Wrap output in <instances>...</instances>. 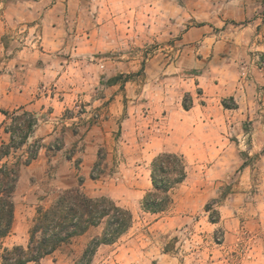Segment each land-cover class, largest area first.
I'll list each match as a JSON object with an SVG mask.
<instances>
[{"label": "crops", "instance_id": "0c3cea01", "mask_svg": "<svg viewBox=\"0 0 264 264\" xmlns=\"http://www.w3.org/2000/svg\"><path fill=\"white\" fill-rule=\"evenodd\" d=\"M182 1L152 0L150 14L138 11L146 22L142 20L138 24L137 43L145 47L154 41L165 45V41L173 40L175 50L171 57H167L168 51L164 52V45L151 53L142 55L139 52L133 56L121 47L119 57H108L104 53L115 49L108 43L109 31L106 29L110 28L109 22L101 25L94 22L84 46L76 47L87 59L75 61L79 66L88 64L91 72L84 78L83 90L81 85L76 88L80 93H64L65 98L50 93L45 86L63 77L58 76L61 71L53 63L51 52H60L65 47L68 33L61 24L66 15L55 10L56 6L31 14L32 19L40 18L42 24L39 43L12 48L11 45L5 47L2 37L18 16L9 15L10 11L0 14V59L5 51L7 54L0 60L3 66L0 71V147L12 139L7 128L15 114L27 111L38 119L35 129L18 150L23 153L33 142L40 141L37 157L29 164L22 163L19 168L16 196L22 181L30 183L25 192H20V201L27 202L25 220L36 215L37 202H53L63 191L72 188L87 193L102 183V178L94 177L95 172L101 171L100 175L104 176L110 171L114 157L117 158L123 148H140L145 144L146 148L141 151L148 161L160 152H174L182 154L186 164L195 166L209 162H244L246 155L257 152L261 145L264 147V136L260 146L255 136V140L246 142L244 128L246 120L254 121L264 112V95L258 89L260 83L264 85V0ZM159 3L167 12H159ZM106 14L112 17L111 12L101 11L93 13V19L102 23ZM144 15L149 18L146 20ZM161 15L166 17L163 18L167 21L164 27L157 26ZM126 17H129L126 10L119 12L116 33L120 44L128 36L127 31L134 30L122 22ZM116 33H113L114 37ZM75 36L82 38L80 34ZM96 53L103 55L96 57ZM258 56L262 57L261 62L257 61ZM131 73L136 75L126 79ZM111 79L116 81L111 82ZM89 83L95 85L94 91L88 87ZM228 98L233 100L229 107L225 106L230 103ZM257 99L263 100V107L256 105ZM76 100L84 101L89 109L87 113L80 116L67 114L72 113ZM185 102L189 103L188 109L184 107ZM3 111L11 112V116ZM95 112L101 113V119L87 127L85 121ZM253 124L256 126V122ZM160 125L167 134L156 139L151 135L150 143L139 144V136L149 130L148 127L153 129ZM262 126L260 130L264 133V123ZM59 133L63 139L62 147L56 151L48 150L47 145ZM151 146L157 148L153 154L148 153ZM261 158L264 161V150ZM220 173L216 177L224 178L226 174L222 170ZM151 174L152 169L141 179L142 183L137 181V192L151 191ZM18 208L17 203L13 231L3 241L8 247L11 246L6 241L10 238L13 239L12 246L28 244L24 230L22 240L15 234L18 222L23 229L26 227L22 215L18 221ZM20 210H23L22 206ZM103 229L104 223L93 226L64 243L48 255L53 257L52 263L77 264L90 241L100 236ZM116 243L100 244L90 264H154L153 260L157 258L161 264L177 263L165 253L155 254L151 249L139 250L134 253L135 259L124 263L123 250H109ZM130 252L127 249L126 255ZM48 256L41 259L42 264H47L44 261Z\"/></svg>", "mask_w": 264, "mask_h": 264}, {"label": "rangeland", "instance_id": "374dc122", "mask_svg": "<svg viewBox=\"0 0 264 264\" xmlns=\"http://www.w3.org/2000/svg\"><path fill=\"white\" fill-rule=\"evenodd\" d=\"M38 1L40 0H0V14L10 11L9 15L14 16L17 14L16 16H18L14 22L8 25L2 41L5 47L11 45L12 48L13 46L31 45V42L38 44L39 35L42 33V24L40 18L32 19L33 15L31 14L40 13L43 9L51 10L54 6H56L55 10H60L58 12L64 13L66 17L61 25L66 28L68 33L65 35V47L60 52H51V55H54L52 57L53 63H56V67L61 71L58 76L63 77L61 80H54L45 86V90H49L50 93L57 94L59 97L65 98L66 95L64 93L77 92L76 88H81V85L82 90L85 87L83 85L85 83L84 78L91 72V67L89 68L88 64L85 63L80 66L75 63L77 59H87L84 56L85 54L81 51L78 52L76 47L82 46L87 41V32L93 29L94 22L98 25L109 22L111 30L109 27L106 29V32L109 31L108 37L101 34L102 37L109 38L108 43L115 48L104 53L108 57H119L121 47L125 48V52L129 53V55L133 56L134 54L151 53L159 46L164 45L163 42L154 41L150 45L142 47V45L137 43V27L139 26L138 24L144 21L138 11L141 12L143 10L145 11L144 13L150 14L149 4H152V0H44L43 3H35ZM168 1L172 0H164V2ZM175 1L177 3L183 2L182 0ZM159 5V12H167V9L161 3ZM125 10L129 17L122 19V22L130 29L133 27L134 30H128V36L126 39H122L120 44L119 35L116 32L120 21L119 12ZM101 11L111 12L112 17H108L106 14L101 19L102 23H98L97 19H93V13ZM163 16L161 15L159 25L157 22L158 27H164L165 23H167V21L163 20L166 17ZM144 18L147 20L149 17L144 15ZM113 33H116L115 37ZM77 34H80L82 38L77 39L75 36ZM165 43L162 46L165 49L164 52L168 51L167 57H171L172 52L175 50L173 40L165 41ZM4 54L3 59L7 57L6 51ZM55 55H58V57L55 58ZM101 55L103 54H95L96 57ZM91 60L98 62L96 58ZM257 61L261 62L262 57L258 56ZM60 62L63 66L60 65ZM2 67L1 63L0 71L3 69ZM134 75L136 74H127L126 79L132 78ZM116 79L118 80V77ZM114 81L116 80L111 79V82ZM88 85L94 91L95 85L93 83ZM258 89L261 91V95H264V85L262 83L259 84ZM77 93H80V91ZM228 99L230 103L226 104L232 105V98ZM258 100L256 105L263 107V100H259L261 104H259ZM186 104L189 105L187 102ZM260 109L263 110L262 108ZM88 110L84 101L78 100L71 111L72 113L67 112V114L80 116L87 113ZM22 114L19 113L17 116ZM8 116H11V114ZM101 117L100 112H95L87 118L85 125L90 127L93 123H97ZM254 122H256V126L253 124ZM19 123H23V121ZM263 123L264 112H262V115H257L254 121H245L246 142H252L257 137L256 143L259 146L263 144L264 133L260 130L263 128ZM11 124H13V119ZM148 129L139 136V144L150 143L151 135L154 136L152 138L156 139L167 134L163 125L156 126L153 129L150 126ZM17 140H19V136ZM55 142H59V146L53 149L50 146ZM39 143L40 141L33 142L23 153L18 152L22 145L15 148L10 156L0 160V165L6 161L15 162L19 160L22 163L28 158L30 150L35 149L36 145H39V148L41 147ZM62 145L63 139L59 133L47 145V148L50 151H56ZM141 146L140 148H136V146L123 148L122 153H119L120 155L117 154V158L114 157L113 167L110 171L108 170L107 173L103 174L104 176L100 175L101 171L97 170V173L95 172L94 177L102 178V183L91 188L87 193L85 192L93 197H111L120 205L130 209L133 214L132 226L109 249L111 252L123 250L125 256H123L122 262L124 263L135 259L134 253L139 252V250L151 249L154 250L155 254L165 253L170 260H175L176 264H264V161H261L264 147L262 145L258 147L257 152L252 155H246L248 159L245 157L244 162L219 164L209 162L195 166L186 164V179L170 191L171 203L168 208L157 213L145 210L143 206L144 199L150 191L146 194L137 192L139 189L137 181L141 182L147 172H150V169L153 170L154 160L148 161L144 158L141 148H146L147 145ZM156 151L157 148L151 146L148 153L153 154ZM18 156L20 157L18 158ZM221 170L226 175L224 178H217V174H222L220 173ZM136 173H138V176H136ZM29 185V182L22 181L16 196L19 207L18 221L19 216L22 215V222L26 223V227L23 229V225L18 222V231L15 232L18 240L25 238L26 234L29 241V228L36 216L25 220V204L27 202L23 201L22 203L20 201V192H25L30 187ZM151 190H153V187ZM53 202L35 203L36 213L38 207H49ZM21 206L23 207L22 211L20 210ZM20 211L21 213L19 214ZM23 230L25 234H23ZM6 242L12 247L13 239L10 238ZM127 249H130L131 252L126 255ZM127 257L129 259H126ZM52 260L53 257L48 256L44 262L53 264ZM159 261L160 258H157L153 260V263L159 264ZM77 262L85 264L86 260L80 258Z\"/></svg>", "mask_w": 264, "mask_h": 264}, {"label": "trees", "instance_id": "16d2710c", "mask_svg": "<svg viewBox=\"0 0 264 264\" xmlns=\"http://www.w3.org/2000/svg\"><path fill=\"white\" fill-rule=\"evenodd\" d=\"M225 106L229 107L226 103ZM185 108L189 105L184 104ZM9 115L11 112L3 111ZM23 121V123H19ZM19 123V124H18ZM38 119L30 112L13 116V124L8 126L12 134L9 143L0 147V160L10 156L15 148L23 145L35 129ZM19 136V140H17ZM38 144V143H37ZM32 149L22 163L29 164L37 157ZM6 161L0 165V259L1 264H42L41 259L53 254L62 244L87 232L93 226L104 223L100 236L88 244L83 260L90 264L91 258L102 243L113 244L126 233L133 224L130 209L120 205L108 196L93 197L80 188L63 191L49 206L37 208L36 216L29 228L26 246H5L3 241L13 231L16 218V190L19 168L22 164ZM187 177L186 161L182 154L162 152L153 160V190L147 193L143 206L145 210L157 213L165 211L171 203L170 191ZM81 264V263H77Z\"/></svg>", "mask_w": 264, "mask_h": 264}, {"label": "built area", "instance_id": "2783aa9c", "mask_svg": "<svg viewBox=\"0 0 264 264\" xmlns=\"http://www.w3.org/2000/svg\"><path fill=\"white\" fill-rule=\"evenodd\" d=\"M58 146H59V142H55V143H52L50 147L54 149ZM34 148L37 150V148H39V145H36Z\"/></svg>", "mask_w": 264, "mask_h": 264}]
</instances>
